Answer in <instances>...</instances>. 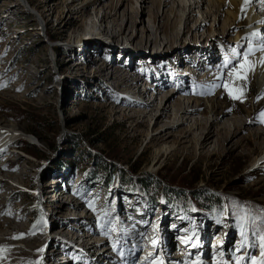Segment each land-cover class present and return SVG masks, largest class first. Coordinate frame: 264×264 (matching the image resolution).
I'll list each match as a JSON object with an SVG mask.
<instances>
[{
  "label": "rangeland",
  "instance_id": "obj_1",
  "mask_svg": "<svg viewBox=\"0 0 264 264\" xmlns=\"http://www.w3.org/2000/svg\"><path fill=\"white\" fill-rule=\"evenodd\" d=\"M112 1L117 3H103ZM160 1L163 2L133 0L131 5L121 6L119 3V23L125 31L123 36L114 38L119 28L112 30L111 19L100 25L101 11L94 14L92 8L75 16L80 4L72 0H0V122L5 127L2 129L21 133L18 139H11L9 148L1 150L0 159L10 152L9 157H20L16 159L19 172H26L25 177L18 172L17 178L7 180V189L0 191V209L13 208L15 213H24L23 222H31L26 228L28 233L34 224L41 227L44 239L36 242L34 250L27 249L22 242L5 244L26 249L36 264L57 262H42V256L55 250L56 245L84 253L88 264L111 261L104 255L98 259L87 256L89 246L84 245L85 239L90 243L98 241L92 249L94 253L116 242L115 261L120 259L121 264H140L148 254L152 256L150 264H194L197 260L201 264H252V259H246L251 257L250 252L252 258L261 257L264 170L258 165L264 143L259 145L248 139V131L259 128L258 121H263L264 97L256 92L251 81L244 82L242 88L234 83L246 52L240 42L228 41L223 17L218 12L215 18L208 17L206 27L195 33L190 44L193 36L192 32L184 33L182 12L176 10L175 4L177 12L170 14L167 9L172 8L171 2H165L169 3L165 10L170 18L165 33L167 37L178 35L166 55L162 50L166 39L159 33L156 39L157 22L151 23L148 17L152 11L162 12ZM181 1L179 7L183 8ZM185 1L187 5L195 2ZM14 2L18 4L11 8ZM205 3L203 7H192L194 15L189 27L201 19ZM131 11L137 15L134 20ZM75 17L79 19L74 25L67 24ZM144 28L152 45L146 42L138 47ZM136 29L139 37L133 40ZM76 37L78 42H74ZM95 42L100 44L96 52L92 44ZM180 44L190 47L184 52V59L177 50ZM201 48L205 54L198 53ZM232 50L224 62L233 58L221 67V59ZM170 59H175L177 65H171ZM104 66L103 72L95 73L96 68ZM112 66L119 68L115 77L111 76ZM131 75L142 79L138 84L140 91L149 92L137 99L140 106L157 98L155 105L142 107L147 113L145 118H130L120 111L123 107H135L121 103L137 98L131 96V79L126 80ZM174 77L185 78V82L175 86ZM177 86H182V92L166 103L168 116L153 127L160 96L167 97ZM235 95L241 98H233ZM178 99L189 100L192 105L199 101L202 108L187 120L183 118L186 122L177 128H168L173 136L165 143L150 142L165 125H178L174 120L180 115L175 106ZM212 107L218 111L226 107L229 113L224 117H237L247 123L245 111L250 110L257 121L250 122L247 131L236 135L238 144H215L207 151L201 150L200 130L195 129L181 149L177 148L174 136L178 131H185L195 119L213 117L209 115ZM17 128L25 130H13ZM133 169L139 172L133 173ZM54 181L59 182L57 188L47 192V183ZM70 200L91 204L98 209L97 219L79 223L80 215L87 211L71 205ZM127 214L136 217L133 225H128ZM135 227L142 229L136 239ZM189 228L190 238L182 240ZM101 229L104 234L99 233ZM213 239L223 240L225 251L223 246L221 251L214 252ZM54 241L57 244H52ZM181 243L187 254L175 259ZM244 249L250 252L240 261ZM61 254L68 258V264H75L70 262L75 260L74 256ZM132 255L133 262L127 258ZM0 264L16 261L4 258Z\"/></svg>",
  "mask_w": 264,
  "mask_h": 264
},
{
  "label": "bare ground",
  "instance_id": "obj_2",
  "mask_svg": "<svg viewBox=\"0 0 264 264\" xmlns=\"http://www.w3.org/2000/svg\"><path fill=\"white\" fill-rule=\"evenodd\" d=\"M167 1H169V0H163L162 3L160 1V3L162 4V12L161 13H159L160 10H158V12L152 11L151 13L148 14V17L150 19L149 21L151 23L156 24V22H157V25H155L156 27L154 28V33H155L156 39H158L157 33H159L160 35L162 34L163 38L166 39V41L162 45L163 46L162 50L164 51V53L166 55H168L169 51H171V49L173 48L172 45L174 43V38L175 39L178 38V35L176 37L175 36L167 37V34L165 33L166 24H168V22H170V18L166 14V12L168 10L170 11V14H173L176 10H179L182 12L180 22L184 18V22H182V23H184L183 24L184 25L183 26L184 27V33L185 32H187V33L192 32L193 37L191 38L190 44L196 36L195 33L199 32L200 29L206 27L207 21L210 20V19H208V17L212 16L213 18H215L216 13L218 12V14L223 17V22H224V25L226 27L225 36H227V35L229 36L228 41L229 42H240V44L244 47V50L246 53H248L250 49L253 50L252 54L249 56V61L252 65V70L247 73V79L242 80V79H238V78H233L234 83L237 84L238 86H240V88H242L241 86H243L242 84H244V82L251 81L253 84L256 85V89H257L256 92L258 91L259 94L262 95V97H264V64L260 63L261 58L264 57V51L260 50L262 47V42H261L262 37L259 35L262 32L264 33V0H248L247 3H246V0H195L194 5H191V4L187 5V3H186L187 1L183 0V1H181V2H183V8L179 7L180 0L178 3L176 0H170L172 8L167 9V11H166L165 8L168 7V4H169V3L168 4L165 3ZM72 2H76V3L80 4L79 10L78 11L76 10L77 12H74L75 16L77 15V13H81V12L85 13V11H87L88 9L90 10V8L93 9L94 14L97 13L98 10H100L101 14L99 16L98 23L100 25L105 24L108 22L107 21L108 19H111L113 21V26H111L112 30L115 28H119L118 31L115 33L114 38L116 36H120V37L123 36L124 31H125V27L123 25L121 26L119 23L120 10L117 7V5L119 3H120V6L123 5L124 3L126 5H131V3H133V0H117V3H115V4L113 1L109 4H104L103 0H72ZM143 3H147V0H143ZM204 3L206 4V6L204 8V11L202 12L201 19L196 20L195 24L193 26L189 27L188 22H190L191 19H193V15H194L193 14L194 10L192 7L193 6L194 7L195 6L203 7ZM16 4H18V3L14 2L13 6L11 8L15 7ZM175 4H176V6H175ZM98 6H100L99 9L97 8ZM173 6L176 7V10L174 9ZM158 7L160 9L161 5H159ZM242 7H246V11H242ZM6 9L9 10V7L6 6ZM126 10H127V7H126ZM5 12H7V10ZM130 13L132 14L131 15L132 20H134V16L137 17L135 11H131ZM86 15H87V13H86ZM88 15H89V13H88ZM173 15H175V13ZM90 16H91V14H90ZM142 18H143V15H142ZM78 19H79L78 17H75L71 20V22H68L67 24L74 25V23ZM143 21H144V19H143ZM213 21H216V19H213ZM207 29H209V28L207 27ZM213 31H217V29L214 28ZM132 34H133V40H135V38L137 39L139 37V32L137 31V29L134 30V32ZM219 34L222 35L223 37H225L224 33H219ZM207 37H209V36H207ZM161 39L162 38H160L159 40H161ZM149 40H150V42H149ZM225 40H226V38H225ZM138 41L140 43L138 47L145 45L146 42L150 43V46L152 45V38H149L147 36V30L145 28H144V30H142V37H141L142 42H140V39ZM162 41H163V39H162ZM176 41H177V39H176ZM74 42H78V37L75 38ZM92 44H95V47H93V50L96 52L99 49L100 44H98V42H95ZM188 48H190L189 45H187V47H186L185 44H180L179 48L177 49L180 53V56H184L183 59L185 58L184 52H186L188 50ZM203 51H204V49L201 48L198 51V53L203 52ZM205 53L203 52L202 54H205ZM99 60H102V59H99ZM101 62H103V61H101ZM170 62H171V65H177L175 59H170ZM197 64H199V62H197ZM105 68H106V66L96 68L95 73L103 72L105 70ZM111 68H112L111 69V76L115 77L116 72H118L119 68L116 66L115 67L112 66ZM239 72H240V70H239ZM129 79H131V81H132V85H130L131 86L130 88L133 91V93L131 96L136 95L137 98L136 99L128 98V99L122 100L121 103L123 102V105H126V106L132 105L135 107H133L131 109H128V107H123V108H121L120 111L123 112L124 115H129L130 118H136V117L145 118V117H147V113L145 111H143L142 107L151 106V104L155 105V100L157 98L155 97L153 100H149V101L145 102V104L140 106L141 103H139L137 101V99L144 98V97L148 96L149 92L147 90H145V91L141 90L140 91L138 84L142 79L139 80L137 78V76H134V75H131L130 78L127 77L126 80H129ZM159 79L161 80L162 78L159 77ZM182 82H185V78L174 77L173 84L175 86H176V84L182 83ZM181 87L178 88V86H177L176 90L173 91L170 95H167V97L166 96H160L161 97L160 98V104H159V106L156 107L157 113H156V117H155V120H154L153 125H152L153 127H157L159 125V123H161L163 121V118L165 116H168L169 112H167V110L169 109V107L166 106V103L169 102L171 99H173L174 98L173 96L176 93L182 92V91H180ZM163 101H164V104H163ZM195 102H196V104L192 105V103H190L189 100L187 102H183L180 99L176 100L175 106L177 107V112H180V115H178V117L175 116L174 120L178 123V125H176V126L172 125V124L165 125V128H161L157 133H155V135H153L150 138V142L155 143V141H159V143L160 142L165 143L168 138L172 137L173 134L171 133V131H167L168 128H175V127L177 128L179 126V124L185 123L186 120L191 117V115L199 112L198 110L202 108V106H201L202 104L199 101H195ZM127 110L130 112V114H128ZM228 110L229 109L225 107V108H221L220 111H218V110H215L214 107H212L209 110V115H212L213 117H211V118L207 117L206 119L204 118V120L201 118L195 119L193 121V124L187 126L185 131L183 129L178 131L177 135L174 136V141L176 143L177 148L181 149L182 145L187 141V139L190 137V135L193 134L195 129L200 130V133H199L200 142L197 141L199 143V145L198 144L197 145L200 146L201 150L207 151L212 145H215V144L223 145V144H227L228 142H233L232 145L238 144L239 139H236V137H237L236 135L239 132H242L245 130L247 131L246 125H250V122L254 123V121H257V120H256V118L254 120L251 117L250 110L245 111V117H246L245 119L246 120L249 119V123H247V121H244L242 119H238L237 117H224L225 115H227L229 113ZM220 115H222V117ZM255 115H257V114L255 113L254 116ZM176 117H177V120H176ZM183 118H186V120H183ZM0 120H2L1 116H0ZM145 120L148 121L147 118ZM258 122H259V124H261L260 125L261 127L259 126V128H251L250 131H248V137H249L248 139H250V140H252L258 144L260 143L259 145H261L264 143V118H263V121L259 120ZM2 123L3 122H0V125H2ZM162 126L164 127V125H162ZM2 128H5V127H3V125L0 126V152H1V150H3L4 143L6 141H8L10 138L12 140L13 139L16 140L19 138L18 135L21 134V133H19V134L16 133L17 134L16 135V134H14L15 132L9 128L6 130H4ZM13 130H19L20 132L21 131L24 132L25 129L21 130V128H17V129H13ZM234 139H236V140L233 141ZM257 139H259L260 141H258ZM3 152H5V150ZM8 154L10 155V152ZM9 155L0 159V191L1 190L5 191L7 189V187H8L7 180L8 179L17 178L19 174L22 177L26 176L25 171L19 172V169H18L17 160H20V157H17V158L11 157V156L9 157ZM0 156H1V154H0ZM258 166L260 169L264 170V154L262 155L261 160H259ZM18 172H19V174H18ZM58 184H59V182H57V181L47 183L49 188L46 191L50 192L52 187L57 188ZM76 191H78V189ZM94 194H96V192L92 193L91 199H93L95 197ZM76 203H74L73 200H70L71 205H73L75 207L82 206L87 211L84 215H82V214L80 215V219L78 221L79 223L84 222V224H85L87 222V221L85 222V219H91V218L97 219V215H98L97 210L98 209L93 208V206L91 204H86L85 200L78 202V204H76ZM13 210H14L13 208H9V209L2 208V209H0V262L5 258L8 260L14 259L16 261V264H36L32 255L26 249L16 247V246H14L16 248L8 247L5 245L7 242H15L16 244L19 242H22L23 244H25L27 249L34 250L37 247L36 242H40L44 239L43 234L41 232V227L38 224H34V226L31 228V230L28 233L26 231V228L28 227L27 225L30 224L31 222H29L28 224H25L23 222V218L25 217V214L22 212L15 213ZM1 215H3L4 217H1ZM127 215L129 217V214H127ZM81 218H83V219H81ZM135 218L136 217H134V216H132V217L130 216L129 217L130 223L128 225H133L132 223L135 221ZM62 228L64 229V226H62ZM185 230L186 229H184V231ZM62 232L63 231H61V233ZM141 232H142L141 227H137L135 229V231H134V233L136 235L135 239L141 234ZM65 233L68 234L70 232H65ZM99 233L104 234L105 231L103 229H101V231ZM189 233H190V228L186 231V234H184V239L188 240L190 238V236L188 235ZM70 235H71V233H70ZM114 238L115 237H113V239ZM182 240H183V237H182ZM191 241H192V239H190V243L187 242V245L189 247L191 246ZM83 242H84V245L89 246V251L87 252L88 253L87 256L98 259L99 257H102L104 255L106 257L108 256L109 259L111 260L108 264H117V263L121 264L122 263V262H120V259H117V258H116L117 261H115V255H117L116 245H115L116 242H114L115 244L108 246V247L103 246V249L104 248L105 249L101 253H100V250H103L102 248L99 249L98 252L97 251L95 253L92 252V249H94V247H95V245H97L96 243H98V241L95 240L92 243H90L87 239H85ZM218 242H219V240L215 241L214 245L212 246V248L215 249L214 252L222 250V248L224 246L223 244H222V246L217 245ZM52 244H57V242L54 241V242H52ZM182 245H183V243H181L179 251L177 250L178 252H176V254H175L176 256H173V258L179 259L182 256V254H187V251L185 250L186 247H184V245L183 246ZM56 246H57V248L55 250L52 249L50 251H47L42 256V262L46 263L49 259H54V261H57V262H50L51 264H68L69 263L68 258L64 257L63 254L60 255V253H65V254H68V255L70 254V255L75 257V260H73V261L70 260L71 263L75 262V264H88L87 262H85L86 256L84 253L81 254L77 251H71L69 249L65 250L64 245H56ZM124 248L126 249L127 246ZM188 250H190V249H188ZM123 254L125 255L126 253H123ZM127 258H131L130 261H132V262H133V260H135L134 255H132L130 257L127 256ZM151 259H152V256L146 255L140 264H148ZM169 264H174V263H172L170 261Z\"/></svg>",
  "mask_w": 264,
  "mask_h": 264
},
{
  "label": "snow or ice",
  "instance_id": "obj_3",
  "mask_svg": "<svg viewBox=\"0 0 264 264\" xmlns=\"http://www.w3.org/2000/svg\"><path fill=\"white\" fill-rule=\"evenodd\" d=\"M248 0H246V3ZM242 11H246V7H242ZM261 51H264V40H262V47L260 49ZM253 50L250 49L248 53L244 54L243 56V63L240 65V72L237 74L238 79L246 80L247 79V73L252 70V65L249 61V56L252 54ZM260 63L264 64V57L261 58ZM231 94V92H230ZM242 95V92H241ZM241 95H235L233 98L240 99ZM261 116L264 117V113H261ZM244 235L242 231V236ZM260 247H261V257L259 259L252 258V264H264V235L260 236ZM246 242V241H245ZM244 244L242 243L241 247H243ZM194 264H201L199 260L195 261Z\"/></svg>",
  "mask_w": 264,
  "mask_h": 264
},
{
  "label": "trees",
  "instance_id": "obj_4",
  "mask_svg": "<svg viewBox=\"0 0 264 264\" xmlns=\"http://www.w3.org/2000/svg\"><path fill=\"white\" fill-rule=\"evenodd\" d=\"M133 173L139 172V169H133Z\"/></svg>",
  "mask_w": 264,
  "mask_h": 264
}]
</instances>
